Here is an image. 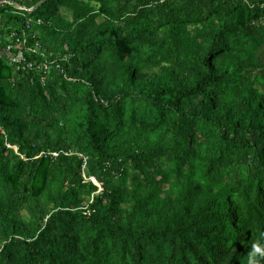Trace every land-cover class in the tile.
Segmentation results:
<instances>
[{
	"label": "trees",
	"instance_id": "trees-1",
	"mask_svg": "<svg viewBox=\"0 0 264 264\" xmlns=\"http://www.w3.org/2000/svg\"><path fill=\"white\" fill-rule=\"evenodd\" d=\"M0 1L3 53L16 33L71 57L42 86L0 55V187L17 196L0 205V264H247L264 233V0H83L104 25L78 24L61 51L55 3L87 6Z\"/></svg>",
	"mask_w": 264,
	"mask_h": 264
},
{
	"label": "rangeland",
	"instance_id": "rangeland-1",
	"mask_svg": "<svg viewBox=\"0 0 264 264\" xmlns=\"http://www.w3.org/2000/svg\"><path fill=\"white\" fill-rule=\"evenodd\" d=\"M32 1V0H31ZM80 2H82L85 6H87L86 9V16L85 18L79 19L78 18V14L71 9L69 6H67L66 4H56L53 7L52 11H57V16L56 19L58 20L57 24L59 26L62 25L61 27V31L60 32V36H52V37H48L49 38V45L51 48H54L56 51H61L63 50H67L69 48L70 42H68L67 38H70V35L73 34L74 32V28H76V26L78 24L82 25V32L83 34L87 37L91 32H93L96 28H100L102 25H104L103 19H102V15H99L98 10H99V6L94 5L93 3H87L86 1L83 0H79ZM62 36V37H61ZM67 37V38H66ZM89 37V36H88ZM87 37V38H88ZM90 55H88L89 59H94V54L93 51H89ZM139 53H145V50H141ZM109 59V55L108 52L106 50V48L102 49L101 54L99 56V60L100 62H102L101 64H103L104 66H111L108 62ZM92 67V66H91ZM108 72H110L112 74V70L111 69H107ZM153 71H156L155 69ZM151 70L149 69H145L144 73L147 74V76L151 75ZM102 76H104V78H106L104 81H102V86L104 87L105 85H108V77L106 74H100ZM107 87V86H106ZM107 90H110V87H107ZM57 131H63V127L60 126ZM56 132V131H55ZM54 130L49 131V135L52 136L55 134ZM67 144L70 145L71 147V151H77V146L73 145L70 143V138L68 137V135L64 134V136ZM7 147H9V149L13 150L15 154H17L18 150L16 146H10L9 144H6ZM56 156V155H55ZM94 184L97 187V191L95 192V194H97V192H101L102 188H104L103 184H99L98 182H94ZM107 184H111V186L115 187L118 190H121V188L123 189L124 187H116V183L114 180V176L110 179L107 180ZM149 182H145L143 184V188L141 190V192L143 191H150V187H149ZM161 187V184L159 185ZM87 188H85L83 190L86 191ZM17 196H13L11 194V192L9 190L6 189H2L0 187V205L1 206H9L12 203V199L15 198ZM160 197L162 199H167L168 197L170 198H174L176 197V189L169 184L164 185L163 186V190L160 193ZM83 198H85L86 200H88V198L86 196H84ZM11 201V202H10ZM92 201V197L89 198L88 202H84L82 204V209L86 210L88 208V205L91 203ZM21 207V206H20ZM126 207V206H125ZM124 207V208H125ZM51 209V207H49V210ZM88 212V211H86ZM20 216H19V222L21 225L25 226L26 228L29 229H34L36 226L34 225V220H35V213L30 214L27 211V208L20 209ZM29 239V237H26Z\"/></svg>",
	"mask_w": 264,
	"mask_h": 264
},
{
	"label": "built area",
	"instance_id": "built-area-1",
	"mask_svg": "<svg viewBox=\"0 0 264 264\" xmlns=\"http://www.w3.org/2000/svg\"><path fill=\"white\" fill-rule=\"evenodd\" d=\"M5 1H0V4ZM13 5L11 3H8ZM16 10L25 11L31 13V9H25L14 5ZM7 40L9 43L4 49L8 61L7 63L14 68L16 72L29 73L33 72L40 75V83L45 85L46 77L50 74V71L54 68L60 74L64 73L62 63L69 64L70 56L63 55L53 60L47 59L45 53L40 51L38 43L34 46H30L27 42V36L22 34L21 36L16 33H10ZM35 57H38L37 60ZM93 182L94 180L91 179Z\"/></svg>",
	"mask_w": 264,
	"mask_h": 264
},
{
	"label": "clouds",
	"instance_id": "clouds-1",
	"mask_svg": "<svg viewBox=\"0 0 264 264\" xmlns=\"http://www.w3.org/2000/svg\"><path fill=\"white\" fill-rule=\"evenodd\" d=\"M264 261V233L261 239L252 243L251 249L247 254V264H261Z\"/></svg>",
	"mask_w": 264,
	"mask_h": 264
},
{
	"label": "crops",
	"instance_id": "crops-1",
	"mask_svg": "<svg viewBox=\"0 0 264 264\" xmlns=\"http://www.w3.org/2000/svg\"><path fill=\"white\" fill-rule=\"evenodd\" d=\"M3 52H2V50L0 49V55L2 54Z\"/></svg>",
	"mask_w": 264,
	"mask_h": 264
}]
</instances>
